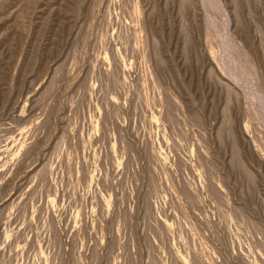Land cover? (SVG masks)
Listing matches in <instances>:
<instances>
[{
	"label": "rangeland",
	"instance_id": "1",
	"mask_svg": "<svg viewBox=\"0 0 264 264\" xmlns=\"http://www.w3.org/2000/svg\"><path fill=\"white\" fill-rule=\"evenodd\" d=\"M0 264H264V0H0Z\"/></svg>",
	"mask_w": 264,
	"mask_h": 264
}]
</instances>
